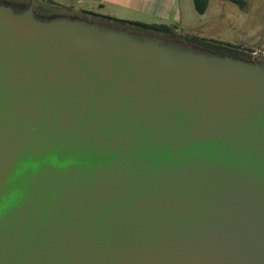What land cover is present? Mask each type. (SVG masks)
Wrapping results in <instances>:
<instances>
[{"label": "water", "instance_id": "1", "mask_svg": "<svg viewBox=\"0 0 264 264\" xmlns=\"http://www.w3.org/2000/svg\"><path fill=\"white\" fill-rule=\"evenodd\" d=\"M0 0V264H264V60Z\"/></svg>", "mask_w": 264, "mask_h": 264}, {"label": "rangeland", "instance_id": "2", "mask_svg": "<svg viewBox=\"0 0 264 264\" xmlns=\"http://www.w3.org/2000/svg\"><path fill=\"white\" fill-rule=\"evenodd\" d=\"M33 5L37 12L46 15L82 14L76 0H34ZM40 7L43 12L39 11ZM202 16L201 23L207 29L197 35L245 46L255 51L257 59L264 60V0H246L244 9L230 1L210 0Z\"/></svg>", "mask_w": 264, "mask_h": 264}, {"label": "crops", "instance_id": "3", "mask_svg": "<svg viewBox=\"0 0 264 264\" xmlns=\"http://www.w3.org/2000/svg\"><path fill=\"white\" fill-rule=\"evenodd\" d=\"M76 3L81 12L93 11L144 23L175 24L188 34H199L207 29L192 0H76Z\"/></svg>", "mask_w": 264, "mask_h": 264}, {"label": "trees", "instance_id": "4", "mask_svg": "<svg viewBox=\"0 0 264 264\" xmlns=\"http://www.w3.org/2000/svg\"><path fill=\"white\" fill-rule=\"evenodd\" d=\"M195 10L203 14L210 0H192ZM238 5L241 9L246 7V0H226ZM39 11L43 12V8L40 7ZM42 14V13H41ZM45 14V12L43 13ZM82 16L92 20L97 21L102 24L114 26L117 28H123L134 32L144 33V34H154L161 36L163 38H175L183 40L187 43L195 44L199 47L210 49L219 53H227L232 56L252 59L256 58L254 54H251L253 51L250 48L241 46L239 44H230L224 43L222 41L206 39L200 37L197 34H188L181 32L175 24H164V23H144L140 21H133L127 19H120L114 16L100 14L93 11H82ZM261 60V59H260Z\"/></svg>", "mask_w": 264, "mask_h": 264}, {"label": "flooded vegetation", "instance_id": "5", "mask_svg": "<svg viewBox=\"0 0 264 264\" xmlns=\"http://www.w3.org/2000/svg\"><path fill=\"white\" fill-rule=\"evenodd\" d=\"M2 1H7L9 3H12L13 5H18L20 7H23V6H26L29 4L30 0L29 1H11V0H2ZM33 8H34V5H33ZM36 10V8H35ZM37 11V10H36Z\"/></svg>", "mask_w": 264, "mask_h": 264}, {"label": "built area", "instance_id": "6", "mask_svg": "<svg viewBox=\"0 0 264 264\" xmlns=\"http://www.w3.org/2000/svg\"><path fill=\"white\" fill-rule=\"evenodd\" d=\"M252 54L256 55L255 51H253Z\"/></svg>", "mask_w": 264, "mask_h": 264}]
</instances>
